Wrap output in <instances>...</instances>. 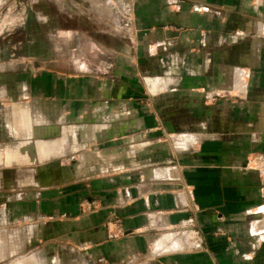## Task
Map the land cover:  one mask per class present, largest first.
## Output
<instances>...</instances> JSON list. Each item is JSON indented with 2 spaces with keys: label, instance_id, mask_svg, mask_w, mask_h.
I'll use <instances>...</instances> for the list:
<instances>
[{
  "label": "crops",
  "instance_id": "crops-1",
  "mask_svg": "<svg viewBox=\"0 0 264 264\" xmlns=\"http://www.w3.org/2000/svg\"><path fill=\"white\" fill-rule=\"evenodd\" d=\"M82 3L78 67L0 89L15 264H264V0Z\"/></svg>",
  "mask_w": 264,
  "mask_h": 264
},
{
  "label": "rangeland",
  "instance_id": "rangeland-1",
  "mask_svg": "<svg viewBox=\"0 0 264 264\" xmlns=\"http://www.w3.org/2000/svg\"><path fill=\"white\" fill-rule=\"evenodd\" d=\"M73 1L75 3L80 2L82 6L86 5L82 3L83 0H0L1 90L4 88L7 90L11 83L18 85L41 83L44 74L42 64L45 66L48 63L49 68L55 71L58 69L72 71L74 67H78L76 62H79V57L74 61L73 50L80 46L82 48L88 47L89 39L83 36L69 38L70 32L62 31V27H65L66 30L70 28L71 32L74 30L73 28L88 30L91 27L87 21L79 20L76 13H79L80 10L72 7ZM98 25L101 23L99 22ZM59 45L64 46L65 55L58 57L57 47ZM99 59L104 60V56H100ZM81 60L89 63L88 57H81ZM261 155L264 159V153L257 156ZM247 156H253V154ZM70 157L71 155L64 156L49 163L51 174L56 173V176H62L61 173H67V171L62 172L61 169L58 170L57 168L61 166V162L71 163ZM259 159L258 157L257 160ZM51 188H55V186ZM2 191V193L4 191L6 193L7 190ZM111 222L115 223V220L109 221V224ZM0 241L1 253L3 254L0 258V264H15L19 258L31 254L30 248L14 249L13 245H16V240L8 233L1 234ZM49 244L57 245L56 242ZM35 255L37 258H48L58 256V251H50L49 254L45 255L38 252Z\"/></svg>",
  "mask_w": 264,
  "mask_h": 264
},
{
  "label": "built area",
  "instance_id": "built-area-1",
  "mask_svg": "<svg viewBox=\"0 0 264 264\" xmlns=\"http://www.w3.org/2000/svg\"><path fill=\"white\" fill-rule=\"evenodd\" d=\"M260 159H263V156H259ZM114 224H117V225H120V220L119 219H116L115 220V223Z\"/></svg>",
  "mask_w": 264,
  "mask_h": 264
},
{
  "label": "water",
  "instance_id": "water-1",
  "mask_svg": "<svg viewBox=\"0 0 264 264\" xmlns=\"http://www.w3.org/2000/svg\"><path fill=\"white\" fill-rule=\"evenodd\" d=\"M40 171H42L41 169H37V170H34L33 172L34 173H38V172H40Z\"/></svg>",
  "mask_w": 264,
  "mask_h": 264
},
{
  "label": "bare ground",
  "instance_id": "bare-ground-1",
  "mask_svg": "<svg viewBox=\"0 0 264 264\" xmlns=\"http://www.w3.org/2000/svg\"><path fill=\"white\" fill-rule=\"evenodd\" d=\"M13 157V156H12Z\"/></svg>",
  "mask_w": 264,
  "mask_h": 264
}]
</instances>
